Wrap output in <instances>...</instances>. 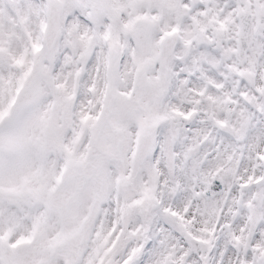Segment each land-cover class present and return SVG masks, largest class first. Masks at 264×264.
<instances>
[{
  "label": "snow or ice",
  "instance_id": "1",
  "mask_svg": "<svg viewBox=\"0 0 264 264\" xmlns=\"http://www.w3.org/2000/svg\"><path fill=\"white\" fill-rule=\"evenodd\" d=\"M0 264H264V0H0Z\"/></svg>",
  "mask_w": 264,
  "mask_h": 264
}]
</instances>
